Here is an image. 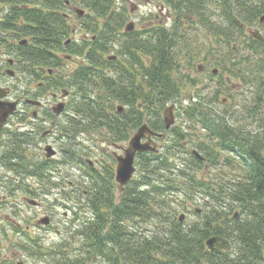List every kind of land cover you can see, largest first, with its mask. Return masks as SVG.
<instances>
[{"label":"trees","instance_id":"16d2710c","mask_svg":"<svg viewBox=\"0 0 264 264\" xmlns=\"http://www.w3.org/2000/svg\"><path fill=\"white\" fill-rule=\"evenodd\" d=\"M23 1L31 7L14 6L12 14L24 20L16 30L32 36V44L24 49L31 51L32 66L64 69L62 60L49 52L62 48L61 40L70 32L67 20L52 10L54 2ZM110 3L112 0H95L92 9L96 18H105ZM173 4L179 11L196 14L202 26L232 53H220L225 58L214 63L254 86L253 103L243 107L249 116L257 118L260 128L247 133L237 130L224 120L227 110L219 117L200 103L188 105L183 112L192 122L188 128L195 131L194 137L199 133L196 139H191V132L182 125L166 130L162 112L167 104L179 100L180 78L176 75L186 52L192 59L190 35L196 32L195 25L190 32L160 30L146 33L143 41L137 34H124L118 40L123 21L109 18L89 46L84 63L71 72L48 77L49 89L60 86L71 91L68 104L73 115L61 132L73 138L77 132L105 130L110 140H129L131 132L146 123L153 131L166 132L165 146L159 152L138 153L139 175L127 184L118 204L111 182L114 175L109 179L91 175L93 195L98 199L93 202L96 217L71 231L69 239L75 234L81 237V253L64 255L61 250L67 241L62 242L60 250L53 249L54 264H87L98 256L109 264H264V42L252 37V29L246 30L260 25L264 0H174ZM11 21L6 17L0 29L9 30ZM92 25L99 31L96 19ZM114 42L118 44L116 60L105 55ZM41 75L33 70L34 79ZM221 87L227 83L223 81ZM8 139L12 143L1 161L9 169L47 178L46 169L55 164L52 159L35 164L33 170L28 165L24 149L33 137L17 132ZM66 149L62 162L73 161L72 144ZM207 166V176L199 175ZM177 194L184 195L185 200L180 201ZM65 195L72 199L74 193ZM197 195L202 197L205 210L198 220L185 225L180 216L176 218L179 207H186L184 202ZM85 203L89 205L90 199ZM150 220L159 223L150 233L136 227ZM108 221L111 226L106 230ZM212 236L228 239L231 249L210 251L206 241Z\"/></svg>","mask_w":264,"mask_h":264},{"label":"rangeland","instance_id":"374dc122","mask_svg":"<svg viewBox=\"0 0 264 264\" xmlns=\"http://www.w3.org/2000/svg\"><path fill=\"white\" fill-rule=\"evenodd\" d=\"M113 2L115 7H126L127 10H129L131 2L137 5L136 12L131 19L135 20L138 29L146 25L158 23V21H163L164 25L170 26L171 22L175 19L174 12L168 10L169 7L165 4L164 0H116ZM92 16L89 17L92 18ZM255 27L259 26L246 27V30L249 31ZM195 29L196 32L193 35L196 38L192 41V51L190 52L192 59L188 58L189 53L186 52V56L182 60L180 72L178 74L177 72L174 73L180 78L178 84L181 90L179 100L175 103V124L185 127L187 131L191 132V139H196L199 133L194 137L195 131L188 128L192 125V122L188 120L189 118L183 112L188 105L203 103V107L205 106L210 112L219 117H223V113L227 110V116L224 120L237 130L242 129L245 133L258 130L260 124L257 118L249 116V113L243 107L245 103H253L254 86L251 83L246 84L239 77L232 76L231 70H225L217 66L214 62L218 58L224 59L225 56L222 54L232 55V53L226 51V47L221 46L207 29L202 27H195ZM261 29L264 33V25L261 26ZM121 37V34L118 35V40ZM187 58L190 60H187ZM83 61V57H75L71 61H65L64 68L71 72ZM200 65H207L206 71L199 72L198 67ZM213 68H217V74H212ZM223 81L227 83V87H221ZM35 82L33 83V100H41L44 103V93H39L36 90L37 84ZM47 102L50 107L54 104L51 96L47 97ZM171 104H167L166 107ZM69 107V104H67L66 111L62 116L56 119L54 116L51 118L56 125L54 131L57 133L64 132V127L67 125L69 117L73 115V111ZM35 109L39 110L37 117L33 118L31 124L27 123L26 125L28 128L32 127V130H34L36 123L41 122L40 118L44 115V108L41 109L40 107L36 108L33 106V110ZM17 120L16 122H18ZM11 126L13 125H8L0 130V156L10 148V144L12 143L11 140L7 139V134L4 137L2 136V132L6 131V129L8 131L11 130ZM18 130L22 131L20 128ZM36 131L37 134L34 137L36 140L31 145L25 146L27 149L25 155L30 166L44 162V140L42 139L44 128L37 129ZM134 132H131V135ZM60 133L50 136L48 140H60L59 138L62 137ZM105 133L107 134L104 130L101 136L97 131H83L74 133L73 135L80 142L81 148L88 145L99 151L101 143L105 141L102 139L106 137ZM38 139H41L40 144H38ZM3 141L7 144L5 145ZM63 143L67 145L66 139ZM158 143L162 151L165 141L159 139ZM62 160L63 152L60 150L58 155L51 160L56 164L55 169L53 171L47 170L48 168L46 169L45 176L47 178L41 177L38 174L28 175L14 169H9L0 161V264H19L21 262L22 264H54L55 257L52 255V252L60 250L61 243L65 241L67 243L61 250L64 255L71 257L81 253V248H79L81 237L75 234L73 239H69L72 235L71 231L74 232L76 230V225L73 222L78 223L79 219L82 220L85 217L88 220L92 214L85 202H83L85 208L79 210L74 200L69 199L65 195L66 192L73 190V185L71 186L69 182L72 183L74 181L77 171L72 164H62ZM30 169L33 170L32 167ZM208 169V166L206 169L203 168L200 170L199 175L207 176ZM138 175L139 168L137 167L134 178ZM47 182L53 183V186L49 188L48 184H46ZM11 189L12 191L9 192ZM30 190L32 198H36L38 201H43L42 198H44V209L43 207H32L22 201V196H27ZM177 197L182 202L185 200L182 194H177ZM184 205L186 207H179L180 210L176 218L184 214L183 222L185 225L198 220L205 210L204 201L200 195L184 202ZM197 208L200 210L197 211ZM45 209L48 212H45ZM43 213L44 218L46 213L50 215L52 213L51 224H44L43 227H40L37 225V220ZM158 224L154 220L146 223L141 221V224L136 225V227L139 226L142 231L150 233V230ZM57 230H60V232H57ZM32 249L37 250V252H32ZM88 263L109 264L103 256H98L88 261ZM119 264H123L122 261Z\"/></svg>","mask_w":264,"mask_h":264},{"label":"flooded vegetation","instance_id":"af4514ba","mask_svg":"<svg viewBox=\"0 0 264 264\" xmlns=\"http://www.w3.org/2000/svg\"><path fill=\"white\" fill-rule=\"evenodd\" d=\"M4 1L5 0H0V26L1 24L6 23V17L11 18L12 21L10 22L11 28H9V30L0 29V100L5 102H15L16 109L8 115L5 122L0 123V130L4 129L8 125H13L11 126L10 131L6 129V131L2 132V136L4 137L5 134H7L6 137L8 139V137L10 136H15L17 132L19 134L24 133L27 136L29 135L30 137H33V141L26 144L28 146L36 140V138H34L36 136L35 134H37L36 130L44 128V131L42 132V139L44 140V161L48 159H54L55 156L58 155L60 150L62 152L67 150L66 148L69 146V144H72L75 154L73 161L71 163L70 161L62 162V164H72L74 169L77 171L74 181H72V183L69 182L71 186L73 185L72 192L74 193V195L71 198L78 205L77 208L79 210H81L82 208L84 209L85 206H83V202H85V200L90 199L88 208L90 209V213L92 214L91 218H89L88 220L85 217L82 218V220L79 219L78 223L74 222V225H76L75 229L77 231V228H83L85 225H87L88 222H91L90 220H93L96 217L93 202L98 199H96V195H93L94 191L93 187L91 186L93 180L91 178V175L97 174L101 177H106L107 179H109V175H114L113 180H111L114 186V202L115 204H118L121 201L123 193L127 186L123 188L122 191H120L119 185L116 181L115 176L118 164L117 158L119 155H123L125 153L126 149L129 146V140H110L107 138L109 133H105L106 137L102 138L105 141L101 143L99 151L95 150V148L88 145H85L81 148L80 142L75 136H73V138H69V136H65L63 132H59L62 136L61 138H59L60 140H48L50 136L59 134L54 131L56 125L51 120V118L54 116L56 119L62 116L63 113H65L68 104V99L71 96V91L67 90V92H64L63 90L65 88L60 86H53L51 90H49L47 80L50 76H56L58 73H63L65 71V68L62 69L59 66L50 67L45 64L43 67L32 66L30 60L31 51H24L25 47L27 48V46H30L32 44V36L23 35L16 30L15 26L17 24L23 23L24 20L22 18H15L12 14V7L14 6L16 8H29L31 7V5L25 3L23 0H20L21 2L16 3H6ZM44 1L54 2L56 4V7H52V10H54L60 15H63L70 26V32L68 36L65 39L61 40L62 48L59 47L49 52L51 53L52 57H57L61 59V63L63 65L65 64V61H71L75 57L80 56L83 57V63L85 62L87 51L88 49H90L89 46L91 47L93 45V42L97 40L98 34L104 28V25L106 24V21L109 18H112V20L115 22L123 21L122 29L118 30L117 35L121 34L122 37H124V34L126 36L137 34L141 41H143L146 33H157L160 30L169 32H176L177 30L181 32L187 30L188 32H190L192 24H194L195 27L204 28L199 17L196 14H192L188 11L185 12L184 10H177L173 4L174 0H164L165 4H167L169 7L168 10L174 12L175 15V19L173 22H171L170 26L164 25L165 23L163 21H158V23L146 25L141 29H138L135 20L131 19L137 9V5L132 2L129 10H127L126 7H115L113 1L116 0H112V3L106 5L108 11L106 13L105 18H96V13L92 9L94 6H96L95 0ZM88 1H90V3H88ZM45 7L49 9L47 3ZM182 7L185 9L184 6ZM91 15H93L92 18L89 17ZM94 19L97 20L99 31H94L93 29L92 24L94 23ZM261 24L263 23L260 22L259 27H255L254 29L258 28L263 33V30L261 29ZM130 26H132L131 29H128ZM108 32L111 34V28L108 29ZM190 37L192 38V41L194 40L193 38H196L193 35H190ZM188 41L189 39H187L186 41L181 40V43H185ZM84 47L85 51L82 53L81 50ZM117 48L118 44L114 42L110 47V53L108 52L105 55L108 56L109 59H118L119 54L117 53ZM207 67V65H200L198 67V70L199 72L206 71ZM33 70H36L37 72H42L40 79L35 80L33 78ZM217 72V68H213L212 74H217ZM34 82L37 84L36 90L39 93H44V103L43 101L42 103H32ZM48 96H51L54 101V104L51 107L48 105L47 102ZM59 102H65L64 109L60 115H56L54 109L58 107ZM33 106L36 108L40 107L41 109L44 108V115L40 118L41 122L36 123V125L34 126V130H32V127H26L27 123L31 124L33 118L37 117L39 113V110H33ZM16 120L18 122H16ZM18 128H20L22 131H25H19ZM25 128L28 130L26 131ZM98 134L101 135L102 133ZM65 139L67 145L63 143ZM3 142L5 143V145L7 144L5 141ZM40 142L41 139H38V144H40ZM48 145L52 146V148L55 150L54 157L48 158L46 154V147ZM26 147L24 149L25 151L27 150ZM3 155L4 154L0 156V161ZM136 157H138V154ZM55 165L56 164H52V171L55 169ZM33 166H30V168L32 167L33 169H35L37 167ZM40 166L43 169V165ZM87 171L90 172L87 173ZM40 176L44 177V174H40ZM11 191L12 189L9 190V192ZM30 195L31 190L28 192L27 196H22V201L32 207H43L44 209V198H42L43 201H38L36 198H32ZM45 212H48V210L45 209ZM51 215L48 213H46L45 215V218L48 219V225L51 224ZM42 221H44V213L38 218L37 225L43 227L44 222ZM110 226L111 222L108 221L105 229L109 230ZM57 232H60V230H57ZM81 247L82 245L79 246V248Z\"/></svg>","mask_w":264,"mask_h":264},{"label":"water","instance_id":"95a60500","mask_svg":"<svg viewBox=\"0 0 264 264\" xmlns=\"http://www.w3.org/2000/svg\"><path fill=\"white\" fill-rule=\"evenodd\" d=\"M264 20V16L262 17L261 21ZM130 26L128 29H131ZM252 35L264 42V37L260 33V31H254ZM1 96V95H0ZM32 103H40L39 101L32 100ZM174 108L175 104L167 107L163 112V121L165 123L166 128H170L175 123V115H174ZM16 109L15 102H5L0 100V123L5 122L8 115L12 113ZM64 109V103L61 102L58 104V107L54 109L56 114H60ZM164 137V133H159L151 130L146 124H143L138 128L136 133L131 137L129 142V147L126 149L124 155L118 156V166L116 171V180L120 183L119 188L123 189V186L131 180L136 167L134 165L135 156L137 152H144V151H157V143L152 140V136ZM147 137L148 141L143 142L142 139ZM47 156L51 157L55 154V150L51 146L46 147ZM194 154L197 155L199 158L203 159V157L197 152L194 151ZM184 215L180 216L182 220ZM44 224L48 223V219L44 218ZM207 248L210 251H223V250H230L231 243L228 239L222 236H212L206 241Z\"/></svg>","mask_w":264,"mask_h":264}]
</instances>
